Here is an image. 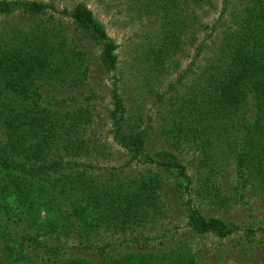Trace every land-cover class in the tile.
I'll list each match as a JSON object with an SVG mask.
<instances>
[{"label": "trees", "instance_id": "trees-1", "mask_svg": "<svg viewBox=\"0 0 264 264\" xmlns=\"http://www.w3.org/2000/svg\"><path fill=\"white\" fill-rule=\"evenodd\" d=\"M224 1L220 16L207 24L199 11L215 6V0H144L151 15L164 20L152 57L156 69L183 51L190 36L193 44L197 28L210 33L198 44L193 66L217 32L223 42L198 78L185 82L193 72L190 67L179 80L181 95L174 98L178 103L172 101L174 121L163 131L174 150H149L152 132L133 119L114 82L108 109L113 138L132 162L155 166L141 178L119 181L117 176L96 177L88 171L94 166L82 163V156L96 150L80 136L91 123L89 108L57 106L72 101L60 99V91L86 83L90 59L83 47L89 42L100 47L103 69L117 70L118 45L105 25L83 2L60 10L53 2L0 0V16L20 13L31 25L7 40L0 38V264L32 263L29 253L39 249L52 264H212L188 251L148 248L149 241L144 248L123 250L138 243V232L165 214L172 183L201 194V187L191 188L180 154L185 143L205 138L203 162L220 145L223 161L235 166L242 191L264 188V0ZM212 188L218 190L213 196L220 206L228 203L220 187ZM187 219L198 235L225 239L242 229L190 201ZM246 232L256 233L250 227ZM71 238H78V246L66 247ZM70 249L84 254L60 255Z\"/></svg>", "mask_w": 264, "mask_h": 264}, {"label": "rangeland", "instance_id": "rangeland-1", "mask_svg": "<svg viewBox=\"0 0 264 264\" xmlns=\"http://www.w3.org/2000/svg\"><path fill=\"white\" fill-rule=\"evenodd\" d=\"M37 1L53 2L60 10L65 8L70 10L78 3H85L97 19L105 25L108 35L118 45L117 70L106 72L99 60L100 47L93 42H89L88 46L86 44L83 49L88 50L86 57L90 59V71L86 83L78 86L74 91L64 88L60 91L61 93L57 94L60 99L72 100L57 104L64 110L89 108L91 123L86 126L87 129L80 130V136L88 141L91 149L96 150H91L90 153L82 156V163L94 166L93 168L88 167V171L103 180L112 177L115 179L116 176L119 181L137 179L142 177L141 173L148 174L155 166L137 161L132 162L130 155L113 138L108 109L112 108L114 82L117 81L119 92L126 98L133 119L141 122L143 127H149L148 130L152 132L148 144L149 150H159L161 147L174 150L173 146L166 142L163 131H167L174 121L176 107L172 106V101L178 103L174 98L181 95L179 91L182 85L179 84V80L185 78L190 67L193 72L189 73L190 75L184 81L191 83L199 77L206 68L205 66L210 64L209 60L213 59L216 52L219 53L223 34L217 32L205 43L207 51L202 53L198 62L193 66L192 62L198 44L202 43L210 33L208 29L197 28V36L193 44H191L190 36L187 45L183 46V51L175 52L169 61L156 69L152 57L155 56L154 53L158 47L159 39L157 38L160 36V26L164 20L156 12L151 15V11L145 7L144 0ZM233 1L239 2L240 0ZM225 5L224 0H215V6H207L199 11V14L205 23L212 24L220 16ZM228 14L229 11L225 20L227 26H230L233 18ZM64 21L67 26L70 25L67 19ZM30 26L29 20L20 13L0 16V38L7 40L14 31L29 30ZM63 28L65 29V26ZM204 140L205 138L193 141L191 144L185 143L180 153L187 173L193 181L191 188L201 187V194L198 195L195 189H192V194H189L184 189H176L172 183V187L166 194L170 204L165 214L157 221L150 223L146 229H142V233L139 231V242L130 243L123 251H131L138 247L144 248L149 241L150 247L148 248L188 251L194 257L212 264H264V231H262L264 228V188L250 186L242 191L235 166L232 161H223L221 156L223 149L219 144L212 149L213 158H208L203 162V148L206 146ZM208 177L211 181L207 180ZM212 185L220 187L221 192L229 198L228 203L223 206L217 203L213 193H218V190L213 189ZM189 201L203 210L205 214L232 221L240 225L242 229L225 239L214 234L193 233L187 225ZM248 227L256 231L254 236L247 234L246 228ZM78 243V238H71L66 243V247L73 246L74 248L78 246ZM83 251L70 249L66 252L63 250L60 255L67 258L74 253L83 255ZM31 256L33 261L27 264H52L48 255L41 249L32 250L29 253V257Z\"/></svg>", "mask_w": 264, "mask_h": 264}]
</instances>
